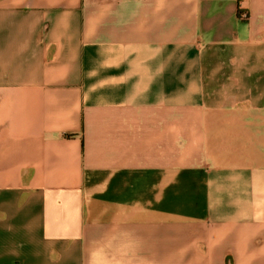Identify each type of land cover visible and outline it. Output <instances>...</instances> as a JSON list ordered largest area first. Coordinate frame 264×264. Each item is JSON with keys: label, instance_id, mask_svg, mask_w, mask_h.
<instances>
[{"label": "crops", "instance_id": "crops-1", "mask_svg": "<svg viewBox=\"0 0 264 264\" xmlns=\"http://www.w3.org/2000/svg\"><path fill=\"white\" fill-rule=\"evenodd\" d=\"M0 264H264V0H0Z\"/></svg>", "mask_w": 264, "mask_h": 264}, {"label": "built area", "instance_id": "built-area-1", "mask_svg": "<svg viewBox=\"0 0 264 264\" xmlns=\"http://www.w3.org/2000/svg\"><path fill=\"white\" fill-rule=\"evenodd\" d=\"M241 16H242L243 18H245V17L247 16V14H246V13H242Z\"/></svg>", "mask_w": 264, "mask_h": 264}]
</instances>
